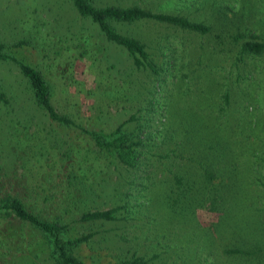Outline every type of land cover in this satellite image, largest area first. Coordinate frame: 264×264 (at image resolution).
<instances>
[{"label": "trees", "instance_id": "16d2710c", "mask_svg": "<svg viewBox=\"0 0 264 264\" xmlns=\"http://www.w3.org/2000/svg\"><path fill=\"white\" fill-rule=\"evenodd\" d=\"M69 1L81 17L98 26L104 43L119 46L128 56V69L112 64L115 77L129 80L128 87L120 89L109 75L88 83L81 97L82 89L72 91V85L83 83L74 80L69 56L60 68L54 67L64 95L56 100V88L44 70L19 60L0 42V62H10L18 72L11 70L12 82L0 75V264H96L107 250L125 259L120 264H148L129 233L114 234L119 248L105 249L96 237L105 234L108 224L139 221L144 211L150 220L158 189L164 191L163 205L174 215L194 216L201 210L215 220L206 233L208 245L219 247L222 256L241 264H264V116L257 111L264 107V73L255 67L254 81V70L246 74L245 69L248 59L264 57V34H252L251 23L243 21L220 42L214 26L181 15ZM144 21L210 37L211 48L206 49L208 41L202 38L198 50L182 44L171 57L194 52V67L204 69L205 51H220L233 60V80L228 86L218 82L217 88L206 87L200 83L203 75L192 70L193 76L183 73L175 78L180 83L168 89L169 67L154 59L146 42L114 26ZM63 36L60 41H74ZM55 53L62 59L60 50ZM137 74L150 78L149 84L133 79ZM248 76L255 90L246 88ZM20 90L29 111L20 102ZM157 91L164 93L163 101L147 97L143 105L133 99ZM175 102H180L179 110L173 109ZM111 106L122 114L115 128L107 119ZM187 109L191 113L183 114ZM90 111L97 113L88 115ZM106 173L130 187L121 194L126 203L118 204L119 188L111 192V179L103 178ZM140 199L146 202L140 204ZM237 220L244 225L239 230L233 227ZM85 247L96 253L91 260L81 256Z\"/></svg>", "mask_w": 264, "mask_h": 264}, {"label": "rangeland", "instance_id": "374dc122", "mask_svg": "<svg viewBox=\"0 0 264 264\" xmlns=\"http://www.w3.org/2000/svg\"><path fill=\"white\" fill-rule=\"evenodd\" d=\"M90 1L97 8L141 6L157 13L181 15L192 21H200L207 26H214V30L216 29L219 32L220 42L226 40L225 37H227L228 33L236 32V26L243 21L251 23L249 32L252 34H264V0H197L196 3H194L195 0ZM199 5H201V8L198 7ZM114 26L120 33L146 42L150 46L154 59L162 67L166 69L169 67L168 74H166V77H170L167 80L168 89L180 83V80L175 78L181 77L183 73H189L190 76H193L192 70H196L195 75L197 73L203 75L204 82L200 83L203 85L207 84L206 87L212 84L217 88L216 84L218 82L221 85L228 86V83L233 80L229 77V67H231L233 60H226V56H222L220 51L218 54L211 50L205 51L206 68L204 69L194 67L196 57L194 52L188 53L184 58H179L178 55L171 57L172 51L177 50L179 52L182 44H185V47L189 48L191 46L198 50L195 46L199 47L202 38L208 41V48L206 49L211 48L212 41L210 37L198 36L195 33L167 27L151 21L123 25L114 24ZM99 33L102 35L92 19L81 17L73 2L69 0H0V42L8 45L10 52L19 60L44 70L47 78L56 88L58 94L56 100L64 95H62L60 86L63 81L56 77L55 68H60L63 59L69 56H72L70 72H74V80L79 84L83 83V85L77 87L72 85V91L75 88L77 90L82 89L84 92L80 95L81 97L89 88V84H92V82L97 83L99 79L109 77V75L113 79V83L120 86V89L128 87V84L127 87L125 84L127 79H117L115 77L117 74L112 69L113 63L121 64L123 65H119L121 68L125 67L128 69L130 67L128 56L119 46L104 43L103 35L100 36ZM63 34H65L63 39L72 37L74 41H60ZM82 34H84V37H82ZM19 43H22L23 46L12 47ZM59 50L61 51L62 59L61 56L57 57V53H55L59 52ZM66 50H69V52ZM77 52L80 53L78 58L76 55H72ZM235 53L236 51H234ZM81 54L83 56L80 58ZM189 62H192L191 65ZM9 64L11 63L0 62V75H4L7 82H12L11 70L13 65ZM81 64L83 67L79 70V65ZM170 64L171 67L169 66ZM255 67L264 73V57L256 58L255 60L248 59L245 67L247 70L246 74L250 70L256 69ZM12 72L18 75L16 69H13ZM257 73L254 70V81L257 79ZM172 75L175 77L173 78ZM133 79L141 80L145 85L150 82V78H146L142 74H137ZM247 82H249V76ZM184 83L186 84L184 81L181 84L184 85ZM199 86L201 85L199 84ZM246 88L255 90V84L250 83ZM20 95L21 104L29 111L28 99L21 90ZM163 95L162 91H157L154 96L143 95V97L137 96V98L133 99L142 100V104L145 105L148 99H154V97L163 101ZM203 96H207V94L205 93ZM109 97L115 99V95L112 93ZM179 103H174V110L180 109V106H177ZM62 104L64 103L62 102ZM121 104L123 105V102ZM203 105L204 102L202 101ZM88 106L90 105L83 107L85 112L88 111ZM193 106L197 107L196 105ZM194 109L203 111L197 108ZM257 111L259 113L262 112L264 116V107L262 110L258 109ZM94 113L97 112L90 111L88 115L94 116ZM109 113L110 115L107 119L110 118L109 123L115 128L121 122L122 114L117 112V109L112 106L109 109ZM182 113L191 112L187 109L182 110ZM2 142H6V139L3 138ZM18 171L20 173V170ZM105 177L107 180L111 179L108 185L111 188V192L112 188H119V193L116 197L118 204L123 203L124 200V203H126L127 198H124L121 194L126 193L130 187L126 186L123 180L118 179L116 175L112 176V174L106 173L103 178ZM99 181L101 179H97V182ZM158 190L155 191L157 196L155 202V205H157L156 211H153V217L150 220L147 217L144 218L147 214L144 211L143 214H139V221L129 224L119 223L118 226L108 224L105 227L107 229L105 234L96 237L99 240V244L104 246L105 249L110 247L119 248L121 244L118 243V239L114 234L125 232L129 233L130 239H132L131 244L137 246L140 253L139 256H142L148 264H241L240 261H233L222 256L219 247L215 249L208 245L209 238L207 234L212 231V223L215 222L210 215L207 216L201 210L197 211V215L194 216H188L187 213L174 215L169 208L163 205L164 191L162 189ZM107 192H110L108 187ZM152 199H154V196H152ZM132 202L136 204L133 198ZM139 202L144 204L146 200L140 199ZM262 222L264 224V217ZM237 223V225L233 226L237 230H239V227H244L238 220ZM247 227L248 229L249 227L253 229L250 223H248ZM101 241L102 243H100ZM94 250L97 252L96 248ZM92 255L95 256L96 253L90 247L81 249L83 258L91 260ZM126 255L132 259V253H127ZM122 260L125 259L123 257H114L113 251L107 250V255L98 260L96 264H120Z\"/></svg>", "mask_w": 264, "mask_h": 264}]
</instances>
